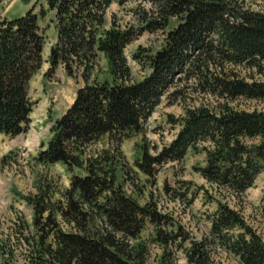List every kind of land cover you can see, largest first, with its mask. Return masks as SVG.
Here are the masks:
<instances>
[{
    "label": "trees",
    "instance_id": "trees-1",
    "mask_svg": "<svg viewBox=\"0 0 264 264\" xmlns=\"http://www.w3.org/2000/svg\"><path fill=\"white\" fill-rule=\"evenodd\" d=\"M123 1L45 0L56 32L46 75L62 65L68 76L80 74L83 84L54 120L35 161L62 164L69 182L57 197L49 183H39L35 193L24 197L32 209L31 222L16 215L0 243V264H17L19 254L18 264H143L142 249L132 242L145 219L155 222L159 215L117 181L126 165L121 143L143 131L161 97L183 77L197 79L202 91L226 101L185 107L172 120L179 129L169 143L154 147V154L142 145L135 161L139 169L153 177L188 150L203 152L204 164L196 167L200 176L237 196L264 171V111L237 109L228 101L264 98V78L247 80L223 65L244 64L264 72V13L236 11L228 0H147L156 6V17L122 27L114 13L109 21L106 14L112 3ZM44 14L31 8L0 18V135L16 136L30 121L29 82L43 62L38 20ZM172 17L180 20L160 48L132 54L148 69L133 80L126 46L146 30L166 27ZM101 58L105 70L99 76ZM101 138L105 147L92 149ZM13 237L14 246L9 243ZM210 239L208 244L195 241L187 260L213 264L207 247L214 245L241 264H264V238L220 200L210 219Z\"/></svg>",
    "mask_w": 264,
    "mask_h": 264
},
{
    "label": "rangeland",
    "instance_id": "rangeland-1",
    "mask_svg": "<svg viewBox=\"0 0 264 264\" xmlns=\"http://www.w3.org/2000/svg\"><path fill=\"white\" fill-rule=\"evenodd\" d=\"M228 1L236 11L264 13V0ZM28 8H33L37 14L42 9L45 11L38 20L44 34L43 62L29 82V97L33 105L26 130L13 137L0 135V243H3L17 220L16 215H22L28 223L31 222L32 209L24 197L35 193L39 183L52 184L57 193L55 197L68 185L69 173L62 164L43 165L35 158L50 137L54 120L71 104L76 89L83 84L80 74L68 76L62 65L46 75L49 50L55 43L56 32L53 12L47 10L45 0H31L28 5L21 4L20 0H0V18L20 16ZM112 13L117 24L124 27L136 25L138 19L142 22L154 19L156 6L147 0H124L122 4L114 2L109 6L107 21ZM179 20L172 17L166 27L146 30L126 46L125 55L133 80H140L148 74V69L133 60L132 54L138 49L148 53L160 48L166 32ZM223 65L247 80L264 78V72L259 74L255 68L244 64ZM98 69L97 74L103 75L105 61L102 58ZM175 89L178 92L175 93ZM225 101L202 91L197 79L183 77L161 97L151 116L144 122L143 131L123 139L121 149L126 165L123 167L121 164L124 171L118 172L117 181L124 182L126 192L136 197L140 204L148 203L155 207L159 215L155 222L146 218L139 236L132 242L142 249L143 264H192L187 260V252L195 241L210 242V219L218 200L238 210L246 224L264 238V171L256 176L243 194L237 196L214 187L200 176L196 167L204 164L203 152L188 150L181 161L164 164L153 177L142 172L135 162L140 158L142 145L154 154V147L159 149L175 137L179 126L172 120L181 117L185 107L199 104L213 107ZM228 101L237 109L264 111V98L237 97ZM103 141L101 138L91 148L98 151L105 147ZM14 242L15 237L9 243L14 246ZM207 251L213 264H241L236 256L218 246L209 245ZM20 257L19 254L15 258L17 264L18 259H22Z\"/></svg>",
    "mask_w": 264,
    "mask_h": 264
},
{
    "label": "water",
    "instance_id": "water-1",
    "mask_svg": "<svg viewBox=\"0 0 264 264\" xmlns=\"http://www.w3.org/2000/svg\"><path fill=\"white\" fill-rule=\"evenodd\" d=\"M20 2H21V4H23V5H28V4L31 2V0H20ZM30 9H31V8H28V10H30ZM28 10H27V11H28ZM27 11H26V12H27ZM77 174H78V175H81L82 172H81L80 170H78V171H77Z\"/></svg>",
    "mask_w": 264,
    "mask_h": 264
}]
</instances>
